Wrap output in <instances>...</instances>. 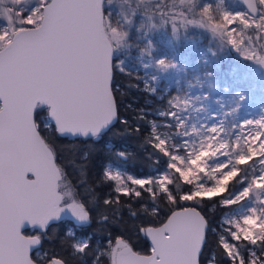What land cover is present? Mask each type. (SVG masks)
I'll use <instances>...</instances> for the list:
<instances>
[{"label": "snow or ice", "instance_id": "1", "mask_svg": "<svg viewBox=\"0 0 264 264\" xmlns=\"http://www.w3.org/2000/svg\"><path fill=\"white\" fill-rule=\"evenodd\" d=\"M240 3L234 11L225 0H0V264H84L90 254L91 264L105 256L110 264H264V105L239 119L248 94L236 90L227 108L215 100L213 113L218 87L210 84L208 93L172 96L158 112L170 131H161L144 109L134 125L121 115L115 84L117 69L131 75L133 30L142 66L153 70L143 82L150 94L187 70L175 56L154 54L158 32L175 43L204 30L220 51L264 70V0ZM193 87L204 84L197 78ZM140 121L149 125L144 146L154 171L136 178L106 162L99 183L112 182L109 193L86 197L93 149L110 134L140 136ZM65 143L82 148L78 180L61 158ZM115 155L128 159L124 150ZM217 207L225 211L214 222ZM93 225L134 231L150 253L125 235L98 247ZM53 240L61 252L45 249Z\"/></svg>", "mask_w": 264, "mask_h": 264}, {"label": "rangeland", "instance_id": "2", "mask_svg": "<svg viewBox=\"0 0 264 264\" xmlns=\"http://www.w3.org/2000/svg\"><path fill=\"white\" fill-rule=\"evenodd\" d=\"M208 2L215 4L218 0H208ZM225 6L234 11L244 9V5L240 3V0H225ZM114 7H118V5H114ZM152 39L156 44L155 55L168 54L169 56H175L181 65H186L187 68L185 72L171 73L169 76L162 78L156 85L157 92L155 94L149 93L155 96L159 102V105L155 106L151 113L158 118L155 122L161 125V131H170L165 125L171 123V121L166 117H160L158 112L168 109L167 102L172 96L177 93L181 95L189 92L192 95L208 93L210 92L208 87L210 84L218 87V90L210 92L209 104L213 113L220 110V105L214 103V101L221 100L227 108L236 90H243L248 94V100L241 110L239 119L242 120L250 115L255 116L259 113L260 106L264 105V70L242 60L234 50H226L225 52L228 55L220 59L216 55L213 56L212 52H216V48H219V45L212 35L204 30L191 29L188 38H182L175 43H169L172 38L168 32L155 33ZM131 43L132 47L125 56L126 66L131 74L139 78L143 85V91H145L143 82L150 77L153 70L144 69L142 66L140 49L137 45L143 47V41L138 39V34L135 30L132 33ZM233 69H235L234 73ZM117 71L119 70L117 69ZM208 71L214 72L213 79L205 76ZM197 78L203 82L204 87L202 89L199 87L189 88L190 83L193 85L197 83ZM177 79L180 81L179 85L176 83ZM225 86L230 88L229 92L223 91ZM166 89L167 91H165ZM204 116V113L199 114L201 122H203ZM189 122H196V114H193ZM171 131H174V129H171ZM110 165L114 171L119 170L125 175H132L136 178L144 177L131 174L113 164Z\"/></svg>", "mask_w": 264, "mask_h": 264}, {"label": "trees", "instance_id": "3", "mask_svg": "<svg viewBox=\"0 0 264 264\" xmlns=\"http://www.w3.org/2000/svg\"><path fill=\"white\" fill-rule=\"evenodd\" d=\"M226 51V50H225ZM225 51H220L216 48V56L223 58L228 55ZM220 61V60H219ZM222 61V60H221ZM115 84L122 93L120 97V109L121 115L127 117L130 124H136L137 121L134 117L137 114V110L144 109L148 115V120H158L157 117L152 114V110L155 106L159 105L155 96L143 91L142 82L137 76L133 74L128 75L126 73H121L116 70L115 74ZM131 105V107H128ZM142 125V133L140 136L132 135H121L114 136L110 134L105 140L97 145L93 149V156L90 163L87 165V175L84 177L86 180V185L81 188V191L86 197H104L109 193L110 185L112 182L101 185L99 180L101 178V170L108 164H113L118 166L127 172L137 175L145 176L151 174L154 171V165L151 159L147 158V153L149 149L144 146V134L147 133L149 125L140 121ZM123 128V125L119 126ZM62 150V159L69 166V171L71 172L74 179L81 178V172L84 168L80 152L82 148L79 144H60ZM116 150H124L128 153L127 160H121L115 155ZM99 154L96 155L95 153ZM95 185V188L93 186ZM224 209L217 207L214 211H210V216L213 221L216 222L223 216ZM62 231V229H61ZM95 237V244L99 247L100 245L107 246L109 239L114 243L115 238L120 235H125L129 237L134 250L140 252L141 254L147 255L150 253V242L144 238L142 235H137L133 232H126L122 228L120 229H107L103 230L93 225V228L88 230ZM56 235V229L53 230V236ZM46 250H51L53 252H61V244L58 240H53L52 242L45 245ZM91 254L89 257L85 258L84 264H91ZM101 264H110L108 257H104L101 260Z\"/></svg>", "mask_w": 264, "mask_h": 264}, {"label": "water", "instance_id": "4", "mask_svg": "<svg viewBox=\"0 0 264 264\" xmlns=\"http://www.w3.org/2000/svg\"><path fill=\"white\" fill-rule=\"evenodd\" d=\"M150 242V241H149ZM144 255V254H143Z\"/></svg>", "mask_w": 264, "mask_h": 264}]
</instances>
